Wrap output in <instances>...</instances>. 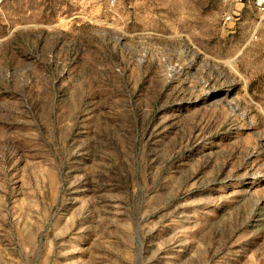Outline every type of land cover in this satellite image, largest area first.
Masks as SVG:
<instances>
[{
    "label": "rangeland",
    "instance_id": "374dc122",
    "mask_svg": "<svg viewBox=\"0 0 264 264\" xmlns=\"http://www.w3.org/2000/svg\"><path fill=\"white\" fill-rule=\"evenodd\" d=\"M0 264H264V13L0 0Z\"/></svg>",
    "mask_w": 264,
    "mask_h": 264
},
{
    "label": "built area",
    "instance_id": "2783aa9c",
    "mask_svg": "<svg viewBox=\"0 0 264 264\" xmlns=\"http://www.w3.org/2000/svg\"><path fill=\"white\" fill-rule=\"evenodd\" d=\"M241 1V0H240ZM249 2L259 13H264V0H244Z\"/></svg>",
    "mask_w": 264,
    "mask_h": 264
}]
</instances>
